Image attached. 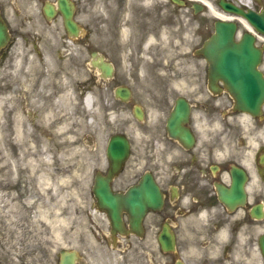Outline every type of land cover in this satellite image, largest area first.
<instances>
[{
  "label": "flooded vegetation",
  "instance_id": "1",
  "mask_svg": "<svg viewBox=\"0 0 264 264\" xmlns=\"http://www.w3.org/2000/svg\"><path fill=\"white\" fill-rule=\"evenodd\" d=\"M56 1L0 0V137L12 155L14 138L38 132L34 113L41 102L55 131V100L62 93L52 88L50 97L49 87L40 83V69L47 71L40 64L49 50L80 48L91 56L96 43L110 41L117 67L127 62L132 73L182 69L189 75L148 93L151 107L135 103L129 110L130 101L115 99L105 113L118 120L129 112L136 123L117 121L106 136L105 124L98 127L95 149L101 161L92 182L96 175L113 195L129 197L138 215L144 208L136 227L124 205L120 231L108 221L105 227H88L86 220L79 226L56 223L52 183L46 191L39 179L16 172L17 163L10 170L1 169L9 163H0V264H103L106 239L129 252L130 259L120 264H264V102L255 113L241 112L221 82L210 85L202 57L189 51L185 61L169 58L183 38L179 9L169 11V0H67L74 5L80 42L68 36ZM211 1L219 7L221 0ZM262 6L252 1L255 10ZM187 10L193 15L191 4ZM258 70L264 79V54ZM90 71L95 72L91 66ZM136 106L142 121L134 117ZM172 112L178 115L177 130L168 129ZM114 135L128 144L127 157L116 166L106 156ZM64 217L65 212L59 219ZM165 233L170 251L159 242Z\"/></svg>",
  "mask_w": 264,
  "mask_h": 264
},
{
  "label": "rangeland",
  "instance_id": "2",
  "mask_svg": "<svg viewBox=\"0 0 264 264\" xmlns=\"http://www.w3.org/2000/svg\"><path fill=\"white\" fill-rule=\"evenodd\" d=\"M190 17L192 18V15L182 14L183 47L177 48L179 52H169L175 58H182L183 61H185L186 55L182 53L200 46L211 34L215 20L212 12L207 10L196 16L198 22L189 21ZM80 41L81 38H79ZM96 44L98 46L95 50L103 54L115 67L112 78L99 80L93 72H90L87 69L88 65L84 64L88 61L89 54L80 48L60 54L56 50H49L50 55L44 61L48 70L47 72L40 70L43 77L40 81L41 86L49 87L50 97L52 88L60 93L67 92L64 99L57 95L55 100L57 109L54 121L55 132H50L51 120L44 118L42 113L43 110L47 111V106L41 102L34 113L38 117L36 121L38 132L30 139L23 140L22 145H20V139H13L14 146L18 147V153L14 154V157L8 150L5 153V142L0 137V163H9L1 169L10 170L12 168L10 165L17 163L16 172H23L25 178L39 179V186L45 187V190L48 186L53 185L55 188L56 223L64 221L67 226H79V220H86L88 227H105L106 225L105 218L96 211L90 195L91 173L96 164L101 161L99 152L95 149L96 134L101 124H105L101 133L106 136L116 128L117 121L133 123L129 112H126L125 115L121 114L118 120L115 119L114 114L105 113L107 109L112 108L111 105L115 100L114 88L121 85L129 87L132 90L133 103L151 107L148 101L151 97L148 93L157 92L155 89L161 83H176L186 77V73L182 69L175 73L156 75L145 71L132 73L126 70L127 62L119 67L115 65L112 42L102 41ZM86 83L87 87L84 93H81L82 87ZM85 94L90 96L92 101L90 110L83 105ZM38 120L43 121L44 126L40 127ZM45 143L49 148L47 152H44L43 149ZM64 212L66 217L59 219ZM59 226L63 225H57V227ZM126 258L130 259L128 251L123 253L106 239L103 264H120Z\"/></svg>",
  "mask_w": 264,
  "mask_h": 264
},
{
  "label": "water",
  "instance_id": "3",
  "mask_svg": "<svg viewBox=\"0 0 264 264\" xmlns=\"http://www.w3.org/2000/svg\"><path fill=\"white\" fill-rule=\"evenodd\" d=\"M176 1V0H173ZM60 10L65 20V26L70 33L75 32V24L71 21V14L66 4L60 3ZM223 8L242 15L257 30L264 33V10L260 13L253 11L244 12L232 5L222 4ZM236 26L234 23L217 21L214 26V34L204 43L203 48L199 51L204 55L215 71L210 76L215 79H221L228 91L237 100L238 106L243 109L246 99H250L254 94L259 95V99L263 98L264 89H262L254 79L256 72L252 68L256 65L259 50L253 46L254 38L249 34H244L239 43H235L233 36ZM104 76L111 75V68L102 65ZM128 93L125 91L123 95H118L125 99ZM115 140L111 141L108 148L109 157L115 161L118 154L114 149ZM102 191L104 193L102 194ZM94 193L102 195V203L111 215V221L117 226V207L119 202L117 199L107 194L106 188L98 180ZM264 255V238L262 242Z\"/></svg>",
  "mask_w": 264,
  "mask_h": 264
},
{
  "label": "bare ground",
  "instance_id": "4",
  "mask_svg": "<svg viewBox=\"0 0 264 264\" xmlns=\"http://www.w3.org/2000/svg\"><path fill=\"white\" fill-rule=\"evenodd\" d=\"M204 2H205V4L207 5V8H208L210 11L213 12V16H214V17L233 19L232 17H227V16H225L224 14H221V13H219V12H216V11L214 10V8H213V7H212L207 1H204ZM241 22H242V24H243L244 26H246V24H245L244 21H241ZM65 96H66V94L64 93V97H65ZM84 105H85V108H86V109H88V110L91 109V99H90L89 96H85V98H84ZM43 149H44V152H47V151H48V146L46 145V143L43 144Z\"/></svg>",
  "mask_w": 264,
  "mask_h": 264
}]
</instances>
